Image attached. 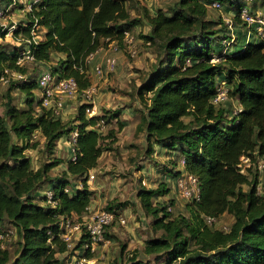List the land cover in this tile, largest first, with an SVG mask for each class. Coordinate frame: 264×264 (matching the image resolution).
I'll return each instance as SVG.
<instances>
[{
    "label": "trees",
    "instance_id": "obj_1",
    "mask_svg": "<svg viewBox=\"0 0 264 264\" xmlns=\"http://www.w3.org/2000/svg\"><path fill=\"white\" fill-rule=\"evenodd\" d=\"M140 1L40 0L26 12L27 25L15 26L13 37H31L35 23V30H41L33 47L35 63H48L58 77H73L81 90L91 84L87 56L111 40L122 43L124 33L143 19L131 17L129 11ZM214 1L235 10L237 18L246 7L241 0H175L166 11L157 8L154 13L141 6L150 25L144 39L157 46L158 65L137 89L143 110L136 130L143 131L149 154L158 146L182 157L184 170L198 179L200 190L199 199L187 205V215H171L165 204L152 201L169 191L166 184L139 188L140 204L154 218L152 230L159 231L145 241L143 252L156 263L164 257L158 264H264V192L257 191L251 169L242 173L238 167L241 156L264 154V35L231 53L222 52L221 40L229 36L205 19ZM255 7L246 8L251 13ZM53 53L61 54L55 63ZM21 66L15 46L0 45V76L6 68L24 73ZM223 78L226 93L239 104L230 113L214 102ZM13 88L24 95L23 106L14 102ZM36 88V77L28 75L10 82L0 101V264H67L58 256L69 249L60 236L61 223L83 220L92 194L88 174L111 148L103 140H116L113 129L102 135L90 127L100 115L86 117L85 104L78 106L71 124L41 105ZM74 130L76 157L65 169L52 173L62 162L57 157L32 166L25 151L38 144L31 141L34 132L40 133L49 155L56 141ZM71 178L80 186L71 185ZM49 185L53 203L48 202L47 189L41 191ZM107 210L116 213L110 206ZM222 213L233 217L226 230L207 223L206 217ZM4 224L12 226L10 233ZM11 235L13 241L5 243ZM86 238L82 233L72 250L82 248Z\"/></svg>",
    "mask_w": 264,
    "mask_h": 264
},
{
    "label": "rangeland",
    "instance_id": "obj_2",
    "mask_svg": "<svg viewBox=\"0 0 264 264\" xmlns=\"http://www.w3.org/2000/svg\"><path fill=\"white\" fill-rule=\"evenodd\" d=\"M0 1L7 4L8 0ZM174 1L141 0L135 6L131 4L132 6L129 9L131 17L136 19H141L142 17L143 19H141L140 24L127 31L133 38L132 43L127 45L123 40L122 43L118 44V50L114 52L117 61L115 69L112 71L104 69L100 77L94 72L96 64L102 63L106 55L114 54L108 50L109 46L107 44L101 47L103 49H100V52L88 62L89 77L91 83L95 86V113L93 115L85 113L86 117L100 115L96 123L90 127L98 129L102 135H106L109 130L113 129L116 140L113 143L110 142L111 138L103 140V143H108L107 145L111 148L103 151L98 159L97 166L88 174L87 183L92 191L90 200L93 199L96 203L92 210L83 215L82 218H88L99 211L107 210L109 206L116 211V218L107 227L104 241L93 244L91 249L81 246V249L90 253L89 257L82 250L77 249L79 251L78 254L72 250V247L77 244L80 238V235L77 234H68L70 239L69 249L65 253H58L60 257L72 259L73 257H70L72 253H76L79 259L86 256V261L83 264H133V261H138L139 259L143 260L140 264H158L163 262L164 257L160 258V261L156 263L154 256L146 255L143 252L145 241L157 236L159 231L154 232L152 230L151 223L154 218L151 215H147L140 204L137 192L141 186L155 189L166 184L169 191L161 196H153L152 201L171 207V210H169L171 215L188 214L187 205L193 201L187 199L178 186L181 177L188 174L186 171L180 173L184 169L183 158L176 152L167 151L163 147L158 148V146H155L154 151L149 154L143 131L136 130L143 110L137 95V89L147 79L154 67L158 65L157 46L150 45L144 39V35L150 33V25L143 17L141 6H146L149 11L154 13L157 8H162L166 11ZM242 3L247 8L251 7V5H256L254 12H251V14L255 18L261 19L258 22L259 25L255 22L248 25L240 16L237 18L235 10L228 8L226 5H221L219 8H212L211 5L207 7L205 19L211 21L212 29L221 28L222 31L220 33L229 36V38L224 37L221 40L220 47L222 52L231 53L238 46H244L247 42H254L264 34V0H241L239 4ZM22 6V3L17 2L5 12L3 21L6 25L12 22H15L16 27L27 25L26 10ZM34 24L33 27L36 29L37 25ZM35 29H32L31 34L36 36L35 39H38L41 30L40 28L38 30ZM15 36V38L20 37L19 35ZM15 38L10 36L0 37V45H7L9 48L16 46L18 39ZM60 56L53 54L51 62L55 63ZM212 60L217 61V55H214ZM185 62L189 63L190 61L186 59ZM21 65L25 70V80L28 75L37 77L44 67H48V64L44 63L25 62ZM10 80L5 84H0V101L4 99V93L10 87V82L22 81V79L19 80L17 78H10ZM227 89L228 86L223 78L217 87L218 99L215 97L214 102L218 107H223L230 113L235 111L239 104L235 99L228 96V93H226ZM33 92H38V89H34ZM11 93L15 98L14 102L21 106L24 101V95L16 88H13ZM80 102V96L66 100L59 117L74 124L73 121L78 114ZM128 107H131L134 113L130 114L126 111L124 113L127 117L124 118L121 110ZM113 113H116L115 117H112L108 123L104 122ZM118 121L122 127H119ZM122 121H127V123ZM66 136L63 139V143L67 148L59 147L58 145L53 154L48 155L44 147V140L43 138L40 139V133L34 132L31 141H36L38 144L34 148H28L25 151L30 157L32 166L35 167L38 162L45 161L48 157H57L62 161L67 160L69 153L70 157H73L72 147L74 143L71 139V134ZM256 170L255 167H252L250 172L252 175L256 174L258 180L256 189L259 193H263L264 172L257 171V173ZM70 181L71 185L80 186L81 184L75 178H71ZM243 189H248V186L243 185ZM41 191L43 192V190ZM121 218H124L123 222L120 221ZM232 221V215L222 213L209 224L213 228L226 230ZM61 227L60 229H63V226ZM3 229L10 233L12 226L4 224ZM11 237L12 240L8 239L5 243L13 241V236L11 235ZM135 255L136 258L132 261L131 258ZM75 260H72L73 262H70V264H75Z\"/></svg>",
    "mask_w": 264,
    "mask_h": 264
},
{
    "label": "built area",
    "instance_id": "obj_3",
    "mask_svg": "<svg viewBox=\"0 0 264 264\" xmlns=\"http://www.w3.org/2000/svg\"><path fill=\"white\" fill-rule=\"evenodd\" d=\"M40 0H8L4 4L0 1V37L1 33L4 32V36L13 37V30L16 26L15 22L6 25L3 21L4 14L7 10H9L13 5L17 2L22 3V7L24 10L29 11L32 5L36 4ZM221 5L217 1L211 3L212 8H219ZM240 18L246 22L248 25L253 24L254 22L258 24L261 19H257L252 16V14L248 11L246 7H243L239 11ZM36 25V24H34ZM264 35V34H263ZM36 36L31 37H24L23 39H18L17 45L15 46L16 50V62L17 64L21 65L25 62L28 63H35V56L33 53L34 44L37 42L35 39ZM2 38V37H1ZM125 41L127 45L131 44L133 38L129 35L126 31L123 35L122 41ZM22 41V42H21ZM21 42V43H20ZM108 50L112 53L118 50V43L114 40H111L107 43ZM98 48L94 52L90 53L86 61L87 63L93 59V57L100 52ZM116 56L114 54L106 55L100 64H96L94 66V72L97 76H101L106 71H112L115 69L116 66ZM10 78H17L25 80V74L21 73L14 69H4V73L0 76V84H5L9 82ZM36 85L37 88L40 90V103L42 106L51 109L55 116H60L61 112L63 111L64 102L68 99H73L76 96L81 97V104H85V113L94 114V96H95V86L91 83L84 89H79L76 80L73 77H58L54 74L49 67H44L36 77ZM216 99H218V95L216 94ZM102 121V119H101ZM77 132L73 131L71 133V139L73 143L76 140ZM74 152L72 159H75L76 152L74 146L72 147ZM72 152V153H73ZM238 167L240 172L246 173L248 169L255 167L259 172H264V154H256L255 158H251L248 155H244L240 157V162L238 163ZM179 189L182 194L187 197L190 201H197L199 199V182L198 179L191 174H187L186 176L181 177L179 181ZM46 197L48 202L53 203L52 201V191L47 189L45 191ZM168 210H171V207H167ZM116 218V213L109 210H102L98 213L94 214L93 216H89L88 218H83L81 221H73L70 218L65 219L61 226L63 229L60 230L62 239L67 242L68 245L70 242L68 234H77L82 235L85 233L87 235L86 241L82 244L85 248L91 249L93 244H97L99 242L104 241L105 237V230L106 228L113 222ZM124 218H121L120 221L123 222ZM215 220V217H206L207 223H212ZM62 228V227H61ZM3 237L0 234V239ZM86 261V258L78 259L75 264H83ZM74 264V263H73Z\"/></svg>",
    "mask_w": 264,
    "mask_h": 264
},
{
    "label": "crops",
    "instance_id": "obj_4",
    "mask_svg": "<svg viewBox=\"0 0 264 264\" xmlns=\"http://www.w3.org/2000/svg\"><path fill=\"white\" fill-rule=\"evenodd\" d=\"M3 2V1H2ZM53 54H58V53H53ZM53 54H52V56H53ZM59 56L61 55V54H58ZM45 64H48V63H45ZM38 89V88H37ZM40 94H41V92H40V90L38 89V92H35L34 93V95H35V97L36 98H38V99H40ZM68 101V100H67ZM21 106H23V103H22V105ZM133 109L131 108V107H128V108H124V109H122L121 110V113H122V115H123V117L124 118H126L127 117V115H125V113L124 112H129L130 114L131 113H134V111H132ZM98 113V112H97ZM98 114H100V113H98ZM131 116V115H130ZM126 120H128V119H126ZM122 122H126L127 123V121H122ZM135 126V125H134ZM38 132V131H37ZM39 133V132H38ZM65 137H67L66 135H64V136H62V137H60L57 141H56V148H57V146L59 145V147H64V148H67V147H65L66 145L63 143V139L65 138ZM39 138V137H38ZM42 137H40V139H41ZM71 148V147H70ZM158 148H160V147H158ZM165 150V149H164ZM172 152H174V151H172ZM67 153H69V152H67ZM175 153V152H174ZM70 153H69V156H68V158H67V160H65V161H62V162H60L56 167H54L53 169H52V173L53 172H56V171H59V170H63V169H65V167H66V163H67V161L70 159ZM35 167H37V164H36V166ZM58 167V168H57ZM185 170L184 169H182L181 170V173L182 172H184ZM50 186V185H49ZM48 186V188H50ZM44 189H47V186L46 187H44V188H42V190H44ZM95 203H96V201L94 200L93 201V199H91L90 200V203H89V207H88V212H90L91 210H92V208L95 206ZM79 250H82V251H84L83 249H79ZM75 252H77V254H78V252L79 251H77V250H75ZM84 252H86V251H84ZM77 254L75 253V254H71V256L70 257H73L72 259H70V258H67L66 260H67V264H70V262H73L72 260H74V259H76V260H78L79 258H77ZM84 258H87L86 256H83ZM82 257V258H83ZM75 260V261H76Z\"/></svg>",
    "mask_w": 264,
    "mask_h": 264
}]
</instances>
